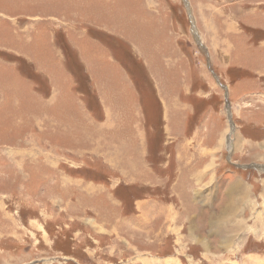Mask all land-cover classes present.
Here are the masks:
<instances>
[{"label": "rangeland", "instance_id": "374dc122", "mask_svg": "<svg viewBox=\"0 0 264 264\" xmlns=\"http://www.w3.org/2000/svg\"><path fill=\"white\" fill-rule=\"evenodd\" d=\"M0 264H264V0H0Z\"/></svg>", "mask_w": 264, "mask_h": 264}, {"label": "bare ground", "instance_id": "6f19581e", "mask_svg": "<svg viewBox=\"0 0 264 264\" xmlns=\"http://www.w3.org/2000/svg\"><path fill=\"white\" fill-rule=\"evenodd\" d=\"M235 146H236V145H235ZM236 148H237V147H236ZM236 148H235V149H236ZM244 183H245V182H244ZM237 184H238V181H236V184H235V185H237ZM246 185H247V184H246Z\"/></svg>", "mask_w": 264, "mask_h": 264}]
</instances>
